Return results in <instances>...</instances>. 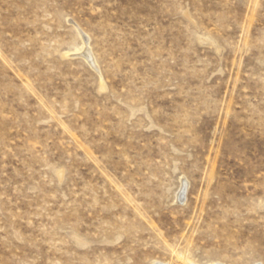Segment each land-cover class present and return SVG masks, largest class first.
<instances>
[{"label": "rangeland", "instance_id": "374dc122", "mask_svg": "<svg viewBox=\"0 0 264 264\" xmlns=\"http://www.w3.org/2000/svg\"><path fill=\"white\" fill-rule=\"evenodd\" d=\"M0 264H264V0H0Z\"/></svg>", "mask_w": 264, "mask_h": 264}]
</instances>
